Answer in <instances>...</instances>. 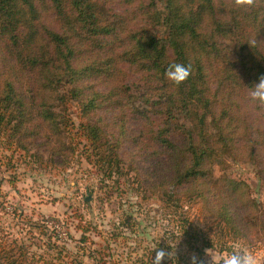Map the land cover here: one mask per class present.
Returning <instances> with one entry per match:
<instances>
[{"label":"trees","instance_id":"16d2710c","mask_svg":"<svg viewBox=\"0 0 264 264\" xmlns=\"http://www.w3.org/2000/svg\"><path fill=\"white\" fill-rule=\"evenodd\" d=\"M177 62L190 66L180 83L166 77ZM261 75L264 0H0V137L61 164L85 141L100 182L118 184L125 165L163 203L198 200L234 238L264 239L258 204L209 164L252 162L264 181V104L248 95ZM71 102L77 139L55 110Z\"/></svg>","mask_w":264,"mask_h":264},{"label":"rangeland","instance_id":"374dc122","mask_svg":"<svg viewBox=\"0 0 264 264\" xmlns=\"http://www.w3.org/2000/svg\"><path fill=\"white\" fill-rule=\"evenodd\" d=\"M55 110L69 122L67 137L77 139L83 121L78 105L56 104ZM82 145L85 141L61 164L39 144L23 150L0 137V253L14 264H152L159 249L173 251L169 240L175 242L174 257L162 264H191L193 256L199 264H227L229 256L245 252L264 264L263 238L225 233L198 200L183 199L177 209L163 203L161 194L126 174L125 165H119L118 184L100 182L97 158L90 156L89 164L83 157L92 149ZM98 148L107 155L103 144ZM224 161L210 162L213 177L245 182L264 222V181L257 165ZM184 231L194 235L192 248L184 243Z\"/></svg>","mask_w":264,"mask_h":264},{"label":"clouds","instance_id":"9594fccd","mask_svg":"<svg viewBox=\"0 0 264 264\" xmlns=\"http://www.w3.org/2000/svg\"><path fill=\"white\" fill-rule=\"evenodd\" d=\"M189 75L190 66L178 62L171 64L166 71V77L174 83L183 82ZM248 95L252 102L264 104V75H261L257 82L248 86ZM169 245L173 251L159 249L156 251L155 257L152 258V264H162L166 257H174L175 242L169 240ZM191 264H199L195 256L192 257ZM227 264H259V258L250 252H245L242 256L238 254L229 256Z\"/></svg>","mask_w":264,"mask_h":264}]
</instances>
